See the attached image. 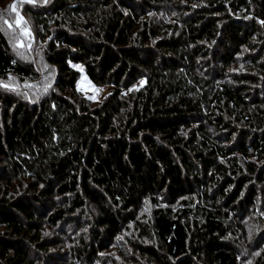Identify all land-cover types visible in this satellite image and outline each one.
Segmentation results:
<instances>
[{"label":"trees","instance_id":"16d2710c","mask_svg":"<svg viewBox=\"0 0 264 264\" xmlns=\"http://www.w3.org/2000/svg\"><path fill=\"white\" fill-rule=\"evenodd\" d=\"M31 15L55 72L20 96L40 77L0 27V264H264V0Z\"/></svg>","mask_w":264,"mask_h":264},{"label":"rangeland","instance_id":"374dc122","mask_svg":"<svg viewBox=\"0 0 264 264\" xmlns=\"http://www.w3.org/2000/svg\"><path fill=\"white\" fill-rule=\"evenodd\" d=\"M48 1L5 0L0 3V27L11 46V56L21 65L35 69L40 77L39 81L35 83L21 84V82L14 79L11 84L13 88L21 90L20 96L26 94L34 100L44 97L49 92L55 72L54 68L50 67L44 60L43 50L31 15L37 5L40 6L41 3H47ZM13 5H15V8L12 7ZM79 70L82 74L78 82V88L91 100L100 101L114 90L113 87L109 86H95L86 75L83 66H80ZM13 82L17 83V85ZM3 86L7 87V84ZM48 229V236L52 233L56 235L54 232L57 231L51 230L50 227ZM67 250L68 247L63 245L62 247H57V250L53 249L51 252L63 253Z\"/></svg>","mask_w":264,"mask_h":264},{"label":"snow or ice","instance_id":"6c2138e0","mask_svg":"<svg viewBox=\"0 0 264 264\" xmlns=\"http://www.w3.org/2000/svg\"><path fill=\"white\" fill-rule=\"evenodd\" d=\"M29 2H31V0H29ZM12 7L15 8V5H13Z\"/></svg>","mask_w":264,"mask_h":264}]
</instances>
